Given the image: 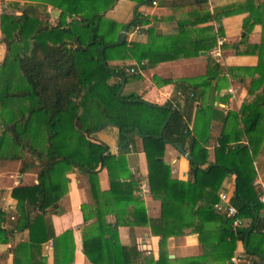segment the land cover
I'll list each match as a JSON object with an SVG mask.
<instances>
[{
	"label": "trees",
	"instance_id": "obj_1",
	"mask_svg": "<svg viewBox=\"0 0 264 264\" xmlns=\"http://www.w3.org/2000/svg\"><path fill=\"white\" fill-rule=\"evenodd\" d=\"M36 1L59 9L55 23L41 18L42 6L33 3ZM116 1L24 0L18 20L6 15L0 17L1 40L7 50L0 64V164L14 161L19 163V172L37 173V183L11 190V196L17 200L15 213L0 209V244L27 230V239L13 248V264H42V244L49 240L54 264H70L74 251L72 230L55 235L50 217L63 210L60 200L68 190L67 174L78 172L87 177L95 199L89 208L91 217H95L94 224L84 230L83 249L87 259L93 264H128L137 256L119 243L117 232L131 204L133 223L146 220L144 204L137 197V180H120L125 172L123 154L117 155L114 166H108L109 189H99L98 173L111 155L107 145L92 134L110 124L118 128L122 152L133 134L142 136L148 188L161 204L162 236L194 233L203 246L201 255L187 257L179 264H206V255L210 253H226L230 260L239 240L247 244V253L258 255L259 260L251 264H264V250L259 252L250 246L252 235H257L260 242L264 240L261 216L264 204L252 185L255 171L247 146L236 144L230 148L220 144L215 161L202 167L208 152L188 131L184 108L174 102L149 103L135 93H123L120 89L130 75L146 64L152 66L181 55L210 51L216 45V33L221 35L222 29L218 27L217 32L211 27L199 29L192 41L190 35V40L183 37V25L189 21L185 20L180 24V37L172 38L176 43L161 37L151 27L147 28L146 43L128 42L126 36L120 40L124 24L105 16ZM148 1L152 2L136 0ZM245 8L249 14L243 29L248 31L254 24L262 26L261 43L249 49L259 50L256 71L261 73L264 71V0L229 5L215 11L213 16L206 12L202 20H219ZM145 22L135 16L128 22V28ZM182 39L188 46L179 47ZM110 49L116 50L115 56H109ZM113 59H133L135 64L133 67L112 65L109 60ZM131 67H136L135 72H129ZM115 77L121 82H116ZM257 82L258 79L253 80L251 87ZM181 85L184 82L177 86L184 95L185 107L190 109L192 89L185 90ZM259 99L256 96L241 107V114L247 117L246 133L258 125ZM167 143L179 144L191 155L188 180L169 178V166L162 159ZM243 157L249 160V165L242 161ZM120 170L122 174H118ZM229 173L236 175L231 201L238 215L247 211L251 216L249 225L235 229L230 226V219L214 207L222 181ZM106 212L115 215L114 223L106 222ZM220 218L225 219L227 227L202 230L203 221ZM159 248V258L154 264H168L162 241Z\"/></svg>",
	"mask_w": 264,
	"mask_h": 264
},
{
	"label": "crops",
	"instance_id": "obj_2",
	"mask_svg": "<svg viewBox=\"0 0 264 264\" xmlns=\"http://www.w3.org/2000/svg\"><path fill=\"white\" fill-rule=\"evenodd\" d=\"M13 5H22L24 0H11ZM156 5L151 1L138 3L136 0H117L115 5L108 10L106 17L121 24H126L131 20L130 12L126 14V8H134L135 15L145 20L147 28L151 27L161 37L172 40L173 37H180L182 31L180 24L186 22L183 37L196 38L199 29L211 27L217 32L218 27L222 29V34L216 36L223 38L220 46L216 45L206 54L185 56L181 55L170 60L157 62L155 65L140 67L138 72L130 75V83L127 80L121 85L124 93H135L141 99L149 103L164 105L167 102H174L180 108H184V118L188 131L203 144L208 152L207 162L202 166L206 167L216 159V149L220 144L233 148L236 144L246 145L249 154L251 167L254 168L255 175L252 185L260 193L262 189L260 183L264 182V71L258 73L256 66L259 62V50L250 52L251 46L259 45L262 39L261 24H254L248 31L243 29L244 19L249 11L233 12L223 16L219 20L211 18L204 19L206 12L212 16L215 11L233 4H244L248 0H212V4L207 0H155ZM262 0H254L258 3ZM0 5V14H1ZM147 28L139 34H133L128 28L125 36L128 42L146 43L149 40ZM2 33L0 27V64L7 54L5 44L1 40ZM172 42L176 43V41ZM182 39L178 44L185 47L187 43ZM250 49V50H249ZM264 59V58H263ZM148 60H144L147 63ZM125 62L129 66H134L132 59L109 60L112 65ZM136 68V67H134ZM258 79L255 87H251L252 81ZM120 83V78L115 77ZM184 82L181 88L192 89V107H185L184 95L178 88V84ZM203 82V83H202ZM128 85V88H125ZM194 86V87H193ZM130 87V88H129ZM261 98L260 115H258L257 126L252 132L246 133L245 124L247 117L241 114V107L251 102L255 97ZM189 114V118H187ZM256 123V122H255ZM92 137L105 143L108 147L110 159L98 173L100 191H107L110 186L109 167L116 163L117 155L123 154L124 175L121 181H128L129 178L138 182V194L145 207V222L133 223L135 220L131 215L133 205H129L127 212L122 217V222L117 227L119 243L127 250L134 251L137 256L131 258L128 264H154L159 258V245L167 252L168 264H179L187 257H195L202 254V244L198 240L197 234L186 233L171 236H162L163 227L160 222L161 204L153 198L150 191L143 192L141 185L147 183L148 166L143 150V141L140 134H133L132 141L125 151L119 148L120 137L118 128L114 125H106L92 134ZM163 161L169 166V178L186 181L189 178L188 159L180 153L174 145L165 144ZM249 165V160H243ZM18 162L9 161L0 164V209L6 213H15L17 200L11 196L14 187L32 185L37 183V173L19 172ZM109 166V167H108ZM126 169V170H125ZM126 173L129 175H126ZM118 174H122L120 170ZM68 177L67 193L60 200L63 209L59 214L51 215V223L55 235H60L66 230H72L74 251L70 264H93L91 263L83 249L84 230L93 226L95 217H91L89 208L94 205L87 177L78 172H70ZM236 189V175L229 173L222 181L219 192L225 191L233 195ZM135 193V192H134ZM109 205V204H108ZM106 222L114 223L115 215L106 212ZM225 217V214L222 213ZM244 225L251 223V216L246 211L240 216ZM143 220V219H142ZM121 222V223H122ZM227 227L224 218L206 220L202 222L201 228L204 231L219 230ZM28 231L24 230L15 233L8 242L0 244V264H13V248L21 241L27 239ZM259 242V243H258ZM246 245L242 241L236 242L235 250L244 255L251 264L258 261V255L246 252ZM250 246H254L259 252L264 250V240L260 242L257 235L250 238ZM41 263L54 264V250L51 240L42 244ZM206 264H230L226 253H210L206 255ZM246 264V263H242Z\"/></svg>",
	"mask_w": 264,
	"mask_h": 264
},
{
	"label": "built area",
	"instance_id": "obj_3",
	"mask_svg": "<svg viewBox=\"0 0 264 264\" xmlns=\"http://www.w3.org/2000/svg\"><path fill=\"white\" fill-rule=\"evenodd\" d=\"M210 4H212V0H209ZM153 5H156V1L152 0L151 2ZM147 28V26L145 24H135L132 27L131 32L133 34H138L140 33L142 30H145ZM217 45L216 48L217 49L220 44L223 41V38L221 36L217 37ZM129 72H135L134 68H130L128 69ZM260 187L262 189V192L259 195V200L264 204V182L260 183ZM141 190L142 193L144 192H148L149 188H148V184H142L141 185ZM232 196L229 195L227 192L225 191H221L218 193V201L214 204L215 209H217L218 211L222 212L225 214L226 217H228L230 219V226L232 228H238V227H243L244 225V221L243 219L238 215V211L237 208L233 205L232 201H231ZM261 216L264 219V207L261 209ZM262 231L264 233V225L262 228ZM242 263H246L249 264L250 262L247 261L244 257V255L240 252H236L234 253L231 257H230V264H242Z\"/></svg>",
	"mask_w": 264,
	"mask_h": 264
},
{
	"label": "rangeland",
	"instance_id": "obj_4",
	"mask_svg": "<svg viewBox=\"0 0 264 264\" xmlns=\"http://www.w3.org/2000/svg\"><path fill=\"white\" fill-rule=\"evenodd\" d=\"M207 2L209 3L210 1L209 0H207ZM13 2L11 1V0H0V5H2V7H1V14H0V17L2 16V15H6V16H8V17H10V18H13V21H15V20H18L19 19V15H20V12H21V6L22 5H19V7H16L15 5H13L12 4ZM33 3H37L36 5H41L42 7H40L39 9L41 10V13H40V16H41V18L43 19V20H47V21H49L48 23H51V24H53V23H55L56 22V18H57V16H58V12H59V9H57V8H55V7H53V6H51V5H49V4H45V3H43V2H33ZM211 3V2H210ZM130 8L131 7H128V8H126L125 10H126V14H129V12H130V16L133 18L134 17V12H135V10H134V8L133 9H131V11H130ZM85 13H89L90 14V12H85ZM84 13V14H85ZM49 15V16H48ZM1 19V18H0ZM128 23V22H127ZM120 27V25H118V27L116 28V31H118L119 28ZM131 30H132V28H130ZM143 31V30H142ZM141 31V32H142ZM140 32V33H141ZM139 34V33H138ZM116 37H113V39H115ZM113 39H111L110 38V40L112 41ZM127 40V39H126ZM214 47V46H213ZM108 54H109V56H115L116 55V50L115 49H110L109 50V52H108ZM133 60V59H132ZM118 65H120V66H124V67H126V66H129V65H127L125 62H122V63H120V64H118ZM134 65V64H133ZM129 68V67H128ZM127 73H129V72H127ZM130 78H128V80H127V83L126 84H128V83H130ZM128 85H126V87L125 88H128L127 87ZM130 88V87H129ZM120 89H122V88H120ZM125 93V92H124ZM35 172V171H34ZM143 184H145V182H143Z\"/></svg>",
	"mask_w": 264,
	"mask_h": 264
},
{
	"label": "water",
	"instance_id": "obj_5",
	"mask_svg": "<svg viewBox=\"0 0 264 264\" xmlns=\"http://www.w3.org/2000/svg\"><path fill=\"white\" fill-rule=\"evenodd\" d=\"M135 15V14H134ZM135 17V16H134ZM133 17V18H134ZM128 26H129V24L128 23H126V24H124L123 25V27H122V29H121V31H120V40H122L123 38H124V36H125V33H126V31H127V29H128ZM207 52L206 51H201V54H206ZM175 147H176V149H178L179 151H180V153H182L187 159H190L191 158V155L187 152V151H185L183 148H182V146L181 145H179V144H175L174 145Z\"/></svg>",
	"mask_w": 264,
	"mask_h": 264
}]
</instances>
